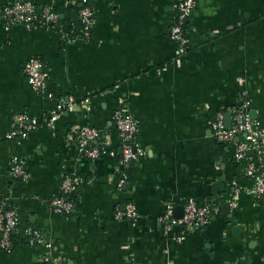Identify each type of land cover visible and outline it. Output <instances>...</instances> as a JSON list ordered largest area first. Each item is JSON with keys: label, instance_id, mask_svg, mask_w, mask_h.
<instances>
[{"label": "crops", "instance_id": "1", "mask_svg": "<svg viewBox=\"0 0 264 264\" xmlns=\"http://www.w3.org/2000/svg\"><path fill=\"white\" fill-rule=\"evenodd\" d=\"M13 1L0 0V9ZM176 1L94 0L89 38L77 27L67 42L38 26L6 30L0 19V199L19 215L0 264H41L42 257L50 264H264V200L252 193L232 146L216 143L209 126L244 91L249 116L264 126V0H196L182 56L167 33ZM30 58L49 70L39 91L23 71ZM69 96L88 98L89 109L62 111L54 130L42 124L8 137L14 115L41 120ZM119 106L137 119L143 149L126 167L111 123ZM81 124L97 128L114 154L81 158L73 140ZM13 157L25 161V179L10 175ZM64 170L83 180L76 207L61 215L47 201ZM188 198L215 208L209 223L181 241L176 229L163 235L165 203L182 212ZM231 198L236 207L224 208ZM127 201L139 213L134 224L113 216ZM29 226L51 245L31 242Z\"/></svg>", "mask_w": 264, "mask_h": 264}, {"label": "built area", "instance_id": "2", "mask_svg": "<svg viewBox=\"0 0 264 264\" xmlns=\"http://www.w3.org/2000/svg\"><path fill=\"white\" fill-rule=\"evenodd\" d=\"M85 5L79 10L78 31L83 38H89L95 22L94 0H82ZM50 5H39L31 0H14L0 9V19L4 28L8 30L12 26L23 28L42 27L49 29L50 24L57 22L58 13L51 10ZM196 0H177L173 4L174 15L168 27L170 39L176 43V53L182 56L187 52L188 39L187 28L184 27L194 11ZM73 31L65 34L59 31L61 37L72 39L76 34ZM23 71L32 89L39 91L44 89L49 80V70L38 58H30L23 65ZM250 100L246 91L241 94V101L230 109V125L225 124V112L217 110L209 120L211 136L216 143L231 145L233 158L242 164L243 174L252 182V193L264 200V126L249 116ZM77 108L89 109V99L76 100L69 96L67 101L59 104L43 119L29 116L27 113L16 114L12 118L8 137H24L28 132L44 125L50 130L56 128V122L64 110ZM111 123L119 136L120 163L123 167L135 162L143 154V149L137 141L138 121L125 108L119 106L111 117ZM73 140L81 158L95 159L101 155L114 154V150L107 146L105 140H101V134L97 128L88 124L75 127ZM9 173L13 178H26L27 170L25 161L13 157L10 162ZM82 178L69 171H62L57 193L47 201L48 206L57 214L71 213L74 202L69 195L75 193L82 182ZM124 183V179L120 180ZM236 197V196H233ZM230 208L236 207L235 199L229 200ZM215 208L209 202H199L194 198H188L183 202L181 216H175L174 206L167 202L163 212L159 216L162 234L167 235L177 230L174 238L181 241L184 235L192 230L204 227L211 220ZM116 220H126L131 224L137 222L139 213L132 201H127L122 207H117L113 213ZM19 226V215L15 208L7 206L6 199H0V249L9 251L12 247L11 235ZM28 239L36 244L46 247L51 244L45 239L38 228L29 226L25 229ZM41 264H50L48 257H42Z\"/></svg>", "mask_w": 264, "mask_h": 264}, {"label": "trees", "instance_id": "3", "mask_svg": "<svg viewBox=\"0 0 264 264\" xmlns=\"http://www.w3.org/2000/svg\"><path fill=\"white\" fill-rule=\"evenodd\" d=\"M85 3L86 2L82 0H72V1L71 0H57L55 3L50 5L51 10L57 12L59 17H58L57 22L50 24L51 28L49 29L57 33H59V31L62 30V32H64L65 34H69L73 31H76L78 27V23H79L78 22L79 10L85 5ZM72 14L75 15V18H72ZM184 27L188 28V21L185 22ZM62 40L67 42L69 39L62 37ZM69 198L74 202V207H76L74 193L69 195ZM8 207L13 208L12 206H8ZM13 236L14 235H11V241H12L11 249L13 248V245H14Z\"/></svg>", "mask_w": 264, "mask_h": 264}, {"label": "water", "instance_id": "4", "mask_svg": "<svg viewBox=\"0 0 264 264\" xmlns=\"http://www.w3.org/2000/svg\"><path fill=\"white\" fill-rule=\"evenodd\" d=\"M250 116L254 117L252 111L250 112ZM230 122H231V120H230V114H229V112H227V113H225V124H226L227 127L230 125ZM130 164H131V163H130ZM223 207L228 209V207H229V202H225V203L223 204ZM174 213H175V216H177V217H178V216H181V214H182V212H181L180 209H179V210L174 209Z\"/></svg>", "mask_w": 264, "mask_h": 264}]
</instances>
